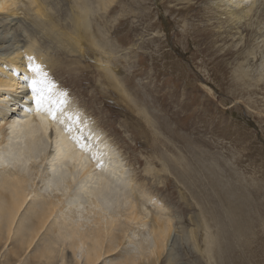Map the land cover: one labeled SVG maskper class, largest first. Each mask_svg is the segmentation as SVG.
<instances>
[{
    "label": "rangeland",
    "instance_id": "obj_1",
    "mask_svg": "<svg viewBox=\"0 0 264 264\" xmlns=\"http://www.w3.org/2000/svg\"><path fill=\"white\" fill-rule=\"evenodd\" d=\"M20 1L26 4V0ZM74 1L53 0L55 7L49 9L61 15L55 28L63 37L60 42L45 40L44 30L37 31L33 41L37 48L41 45L40 49L49 51L47 57L50 53L49 58L55 60L53 70L59 69L50 80L70 98L87 126L111 146L119 170L129 182L128 190L132 185L136 202L143 203L139 207L142 215L171 221L163 262L158 264H264V67L260 68L259 61L244 65L253 78L262 75L259 82L252 79L249 85L242 84L233 77L246 50L257 49V56H262L261 61L264 58V0L248 21L250 31L224 27V32L208 34L206 39L182 33L186 24L197 20L184 19L180 13L184 0H107L102 9L96 0H89L91 32L107 45L102 56L107 55L111 70L125 88L124 96L98 70L91 52L80 57L76 51L69 36H73L69 8ZM167 7L172 9L171 15ZM30 13L29 17L20 14L7 30L11 32L17 25L30 28L29 18L41 21ZM3 17L0 15V21ZM23 33L15 40L20 48L29 41L27 31ZM12 42L11 37L0 42V47ZM240 46L242 55L236 52ZM230 49L235 53L226 55ZM67 60L72 68L69 80L60 70ZM40 158L35 160L38 172H33L28 183L32 193L14 221V232L20 219L28 215L34 192L41 199L61 195L54 188L42 189L39 177L47 169ZM70 213V206L64 204L61 214L68 217ZM55 214L27 251L6 262L10 249L18 244L11 232L12 240L0 246V264H26L35 249L53 238L51 224L61 220L59 212ZM83 220L82 227L91 218ZM148 227L132 225L134 230H126L116 252L103 255L98 264H115L120 260L116 253L135 252L137 245L131 241L140 242ZM207 235H212L210 242L217 241L210 244V253H206ZM67 242L54 240V264H61L62 253L64 260L66 255L72 256ZM81 255L78 248L79 264H83Z\"/></svg>",
    "mask_w": 264,
    "mask_h": 264
},
{
    "label": "bare ground",
    "instance_id": "obj_2",
    "mask_svg": "<svg viewBox=\"0 0 264 264\" xmlns=\"http://www.w3.org/2000/svg\"><path fill=\"white\" fill-rule=\"evenodd\" d=\"M20 2L0 0V15L4 16L0 21V42L8 41L11 37L13 41L8 46L0 47V49L4 47V52L0 51V246L6 244L8 239L12 238V234H15L18 242L16 249H10L6 262L19 258L26 249L28 250L50 216L53 213L58 215L59 212L61 220L59 218L49 229L54 228L50 231L53 238L50 240L47 238V242L35 249L26 264H54L57 250L54 240L57 239L58 241L67 239L66 247L70 253L72 252V256L66 255V260L63 259L62 253L61 264H79L75 256L78 248L82 249L83 264H98L103 255L116 252L126 230L136 224L144 226L149 224L148 231L141 234L140 242L130 240L137 245L135 252L126 250L116 253L120 260L115 264H158L161 262L171 221L165 217V220L161 219L159 216L146 218L147 213L142 215V207L139 208L142 201L136 202L137 195L131 191L132 185L128 190L129 182L124 178L123 171L119 170L109 143L101 138L97 130L87 126L81 112L70 102V98L62 95L63 91L60 93L57 85L50 80L52 73L59 69L53 70L55 60L49 58L50 53L47 57L49 51L40 49L41 45L39 48L36 47L33 37L37 31L44 30L45 40L59 39L60 42L63 38L55 31L61 15L49 11L55 7V2L26 0L24 5ZM59 2L57 13L61 11ZM261 2L262 0H184L181 2L183 10L180 13L184 19L192 20L193 17L197 20L186 24L182 33L191 32L193 37L201 35L205 38L208 34L219 35L224 32L222 31L224 27H228L229 30L236 29L237 32L241 28L250 31L251 24L248 21ZM106 4L107 0H96L99 9ZM167 8L168 15H171L172 9ZM69 9L73 27V36L71 33L69 36L77 46L76 51L80 57H85L87 52H91L98 70L108 83L115 87L119 95L124 96L125 88L111 70L107 55L102 56L107 45L91 32L90 1L75 0ZM30 12L41 21L29 18L32 24L30 28L17 25L11 32L8 31V27L13 26L15 18L20 14L29 17ZM221 16L225 19L220 20ZM212 18L219 20L215 23L209 22ZM23 30L27 31L29 41L20 48L15 40H18L16 39L18 35L25 33ZM50 40L47 41L51 43ZM257 46L256 44L255 48ZM243 50L240 46L236 52L239 51L237 54L242 55ZM231 51L226 55L231 56L235 53L234 50ZM256 51L257 49L252 47L246 50V57L237 63L233 72V77L242 84H248L255 79L244 67L246 63L259 61L260 68L264 67V58L261 61L262 56H257ZM54 54L56 53L52 51V55ZM70 63L67 60L60 69L66 78L71 77ZM27 73H30V76ZM261 76L259 74L254 82H259ZM32 80L40 82L37 85L42 94L39 105L36 102L37 93L31 87ZM39 157H43L47 169L46 175L41 174L39 177L42 189L46 191L54 188L59 190L61 195L57 198L41 199L39 193L34 192L32 198L35 199L33 198L28 207V215L20 219V226L14 232L12 231L14 221L32 193L28 190V183L33 172H38L35 160ZM62 198L65 203L61 205ZM64 204L70 206L71 213L68 217L61 214ZM86 206L87 209H84ZM88 213L92 215L89 217ZM106 215L109 217L106 218ZM83 218L87 220L91 218L89 221L92 223L91 226L85 220L87 223L85 225L89 228L85 225L86 229L82 227ZM24 220L27 222L24 223ZM211 236L207 235L209 242L206 253L213 249L210 244H217L216 240L210 242Z\"/></svg>",
    "mask_w": 264,
    "mask_h": 264
},
{
    "label": "snow or ice",
    "instance_id": "obj_3",
    "mask_svg": "<svg viewBox=\"0 0 264 264\" xmlns=\"http://www.w3.org/2000/svg\"><path fill=\"white\" fill-rule=\"evenodd\" d=\"M38 83H40V82L37 81V80H32V82H31L32 90H33L35 93H37V95H36V102H37V105L40 104L41 99H42V94L40 93V90H39L38 87H37Z\"/></svg>",
    "mask_w": 264,
    "mask_h": 264
}]
</instances>
